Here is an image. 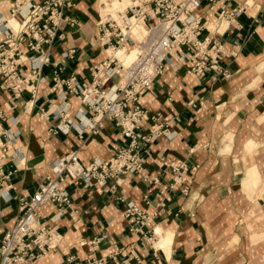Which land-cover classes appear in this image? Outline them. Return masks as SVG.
Returning <instances> with one entry per match:
<instances>
[{
	"label": "crops",
	"instance_id": "obj_1",
	"mask_svg": "<svg viewBox=\"0 0 264 264\" xmlns=\"http://www.w3.org/2000/svg\"><path fill=\"white\" fill-rule=\"evenodd\" d=\"M13 1L0 0L4 19L12 17ZM70 1L57 34L41 45L49 61L37 78L24 82L21 92L0 78V240L18 219L19 199L54 177L57 158L78 151L87 165L129 143L107 117L91 133L90 108L74 94L65 100L58 96L55 64L63 68L60 78L90 82L94 66L108 58L97 25L104 1ZM237 6L244 12L233 20L219 17ZM200 12L201 37L224 44L222 64L230 77L189 73L174 51L165 72L140 95L146 108L142 131L164 130L142 150L143 173L104 184L66 179L72 207L59 217L53 205L41 207V221L55 228L60 241L36 264L84 263L94 257H106L107 264L120 259L127 264H264L253 239L264 233V221L254 219L264 216V0H202ZM18 21L15 15L10 24L17 27ZM33 54L40 53L22 54L20 77L31 78L40 64L29 59ZM119 81L116 75L101 88L110 90ZM171 160L185 164L187 193L174 184L175 174L166 165ZM255 173L259 177L251 178ZM132 205L149 219L137 222L127 215ZM158 227L161 234L155 233ZM166 238H171L166 247L158 245Z\"/></svg>",
	"mask_w": 264,
	"mask_h": 264
},
{
	"label": "built area",
	"instance_id": "obj_2",
	"mask_svg": "<svg viewBox=\"0 0 264 264\" xmlns=\"http://www.w3.org/2000/svg\"><path fill=\"white\" fill-rule=\"evenodd\" d=\"M201 5L202 0H133L115 14H106V18L97 25L101 32L100 42L107 45V50L124 46L134 48L138 51L134 60L125 64L108 54L107 60L94 66L95 72L90 82L79 81L75 76L60 78L63 68L55 64L54 81L55 87L59 88L58 96L65 100L74 94L90 108L93 114V119L87 125L90 132L97 133L102 119L107 117L120 127L129 143L115 147L110 158H95L87 165L80 161L78 151L57 158L53 162L54 177H48L31 196L19 199L18 219L0 240V264H36L57 247L60 235L54 227L41 221L40 209L47 204L53 205L56 209L54 217L68 212L72 199L63 186L66 179L74 183L83 180L85 184L95 179L104 184L108 178L116 177L118 180L124 174L143 173L145 158L142 150L164 130L142 131L141 120L146 108L140 102V95L165 72L174 51L177 52L176 59L188 66L189 73L203 75L215 71L225 78L230 77L231 72L222 64L227 53L224 44L210 36L201 37L205 29ZM65 6L70 7L71 1L14 0L11 4L12 17L4 19L0 16V78L4 77L13 90L21 92L23 83L35 80L40 74L41 65L49 61V52H44L41 45L50 42L57 34ZM243 12L244 6H237L229 11L222 10L219 17L233 20ZM15 15L19 17L17 28L10 24ZM132 17L144 21V36L138 37L133 33ZM30 50L40 53L29 57L32 62L40 60V64L33 67L31 78L20 77L17 69L20 59ZM74 52L73 49L69 50L64 57ZM116 75L120 81L113 84L110 90L101 88ZM166 165L175 174L174 184H181L182 192L187 193L189 187L186 185L183 161L171 160ZM143 177L149 178L147 174H143ZM127 215L134 216L137 222L149 219L136 205L127 209ZM91 243L95 247L96 241ZM69 261H73V257ZM107 263L106 257H94L75 264ZM115 264L127 262L120 259Z\"/></svg>",
	"mask_w": 264,
	"mask_h": 264
},
{
	"label": "bare ground",
	"instance_id": "obj_3",
	"mask_svg": "<svg viewBox=\"0 0 264 264\" xmlns=\"http://www.w3.org/2000/svg\"><path fill=\"white\" fill-rule=\"evenodd\" d=\"M103 1L106 2V4L104 6L108 5L109 7H111L115 11H117V10L124 9L127 5L131 4L133 0H110V1L102 0L101 2H103ZM136 1H140V0H136ZM133 18H135L136 20H140L141 19V18L139 19L137 17H132L131 18L132 23H133V20H132ZM12 25L15 27L14 24H12ZM133 26H132V29H133ZM141 26H142L143 29H146V26H145V23L144 22L141 23ZM15 28H17V27H15ZM145 33H146V31L143 34H141V35H137V34H135V35L138 36V37H141V36H144ZM107 53L108 54H113L111 56H115L117 58L119 57L121 59L120 60L118 58L120 61H122L125 64H127V63L131 62L132 60H134L136 58L138 51L136 49H134V48H128V47L124 46V47H117V48H112L111 47V48H109L107 50ZM254 166H256V165H254ZM255 171H256V168H254V172ZM258 177L259 176L256 173L254 175H251V178L257 179ZM255 214H257V213H255ZM259 217H261V215H258L256 217H254V219L256 221H260L261 223H263V221H264L263 217L262 218H259ZM156 230H157V233L158 234H161L162 231H161V229L159 227L156 228ZM170 239L171 238H166L165 240L161 241V244L162 245L166 244L168 241H170ZM253 239L257 241L255 243V245H256V248H257L258 253L260 252V250H262L263 253H264V233H257V235H255L253 237Z\"/></svg>",
	"mask_w": 264,
	"mask_h": 264
},
{
	"label": "rangeland",
	"instance_id": "obj_4",
	"mask_svg": "<svg viewBox=\"0 0 264 264\" xmlns=\"http://www.w3.org/2000/svg\"><path fill=\"white\" fill-rule=\"evenodd\" d=\"M107 1H110V0H107ZM104 3L106 4V2H104ZM115 12L116 11L114 9H112L111 7H109L108 5L103 6L101 8L100 19L101 20H104L106 18V14H108V13L115 14ZM132 20H133V23H135V26H134L135 30H134V32L136 31L139 35L143 34L146 31V29H143L142 28V26H141V23L142 22H139V24H138V20H136L135 18H133ZM109 55H113V54H109ZM262 212H260V213H262ZM259 218H262V216L259 217ZM169 243H170V241H168L166 244L162 245L161 242H160L158 245H162V246L166 247V245H168Z\"/></svg>",
	"mask_w": 264,
	"mask_h": 264
}]
</instances>
